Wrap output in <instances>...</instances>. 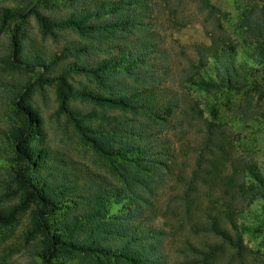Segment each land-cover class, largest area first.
<instances>
[{
	"label": "rangeland",
	"instance_id": "374dc122",
	"mask_svg": "<svg viewBox=\"0 0 264 264\" xmlns=\"http://www.w3.org/2000/svg\"><path fill=\"white\" fill-rule=\"evenodd\" d=\"M99 1L0 0V264H43L47 251L37 223L42 206L21 178L56 193L60 186L72 190L60 196L69 208L55 211L56 218L67 211L72 217L83 213L98 189L120 183L117 169L127 161L95 144L92 131L103 121L95 117L101 107L90 94L98 93L99 85L82 69L120 52L108 40L100 43L102 50L82 49L97 41L88 30L81 35L82 24L72 22L83 18L88 27ZM145 3L142 24L125 44L132 46L141 36L153 48L149 57L159 75L156 89L176 107L164 124L149 126L160 162L147 166L154 181L152 191L145 192L144 224L161 232V253L168 264H176L186 258L187 241L198 248L221 242L193 230L215 215L222 227H236L243 241V256H232L230 264H264L263 187L251 174L264 181V69L256 60L264 47V0ZM125 44L119 42L118 48ZM224 46L235 55L233 89L222 86L216 75L213 57ZM200 78L206 86L192 81ZM22 135L29 159L39 162L36 168L27 166L17 148ZM125 201L116 204L110 198V214L124 211ZM232 251L213 264H227ZM53 264L89 263L75 255L58 256Z\"/></svg>",
	"mask_w": 264,
	"mask_h": 264
},
{
	"label": "trees",
	"instance_id": "16d2710c",
	"mask_svg": "<svg viewBox=\"0 0 264 264\" xmlns=\"http://www.w3.org/2000/svg\"><path fill=\"white\" fill-rule=\"evenodd\" d=\"M145 2L146 0H102L89 13L96 19L88 27L83 18L81 21H72L76 26L82 24L78 27L84 30L81 35L87 36L88 30L94 34L92 39L97 41L95 45H84L82 49L102 50L100 43L106 40L119 49L120 55L115 54L90 68L82 69L92 75L99 85L98 93L90 94L95 104L101 107L95 117L103 121L92 131L95 144L102 152L116 155L127 162L121 170L117 169L120 183L108 189H98L86 203L83 213L73 217L68 211L61 218L55 217L58 209L69 208L68 203L66 206L60 203V196H67L72 192L70 188L65 191L60 186L59 193H56L49 187H40L21 178L20 181L30 189L42 206V214L38 216L37 223L45 235L47 247L43 264H53L58 256L71 258L75 255L80 257L82 263L89 264H168L166 255L161 253V232L146 227L144 223L147 218L143 210L148 203L145 192L152 191L151 184L154 181L150 167L159 161L154 155L155 142L149 138V126L158 122L164 124L167 117L173 115L176 103L169 98L162 100L166 95L156 89L159 75L152 71L154 64L149 55L153 48L148 42L137 36L132 46L125 44L129 38L130 41L133 40L132 35L142 24L140 19L145 17L148 8ZM70 22L71 20L65 21L64 24ZM119 42L125 45L118 48ZM234 56V52L224 46L219 57H213L217 62L216 75L219 76L221 85L229 89L236 88L237 85ZM258 56L256 60L263 64L264 69V47L258 50ZM125 62L128 63L127 66L124 65ZM126 79L133 80L136 85H130ZM192 81L197 86L207 85L203 78ZM104 109L121 113L107 114ZM126 113L135 118L134 122L125 118ZM104 118L111 125L110 129L104 123ZM32 126L28 122L26 130H30ZM23 142L22 135L16 145L19 152L23 153L27 166L38 167L39 162L34 161L33 164L29 159ZM251 174L256 180H261L264 196V181L256 173ZM110 198H115L116 204L126 200L121 206L124 211L110 214L106 203ZM189 208L188 204L186 210L189 211ZM48 217L54 219L49 221ZM193 230L196 233H211L220 238L221 242L198 248L187 241L182 249L186 258L176 264H213L220 254L232 249L234 253L232 251L227 264L231 263L232 256H243V241L239 231L236 227L230 229L232 231L222 227L217 216L211 215L209 221L202 225L194 224Z\"/></svg>",
	"mask_w": 264,
	"mask_h": 264
}]
</instances>
